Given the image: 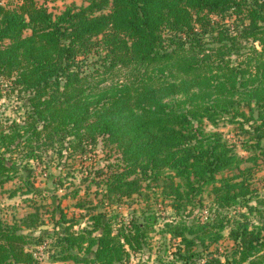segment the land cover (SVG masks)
<instances>
[{
  "label": "trees",
  "instance_id": "16d2710c",
  "mask_svg": "<svg viewBox=\"0 0 264 264\" xmlns=\"http://www.w3.org/2000/svg\"><path fill=\"white\" fill-rule=\"evenodd\" d=\"M48 1L56 0L0 4V98L17 92L25 108L18 119L0 117V190L23 171L25 192L47 194L19 157L49 169L104 147L83 173L85 193L102 198L90 208L80 187L69 193L92 213L85 227L62 207L68 193L52 196V230L41 228V204L13 222L0 216V264H41L39 246L53 262L129 264L157 216L146 209L125 220L101 208L134 196L147 206L169 200L185 217L162 231L181 238L184 264L203 253L204 264H264V191L255 186L264 163V0H88L57 12ZM208 187L213 217L190 222ZM226 229L231 248L215 257L210 245Z\"/></svg>",
  "mask_w": 264,
  "mask_h": 264
},
{
  "label": "rangeland",
  "instance_id": "374dc122",
  "mask_svg": "<svg viewBox=\"0 0 264 264\" xmlns=\"http://www.w3.org/2000/svg\"><path fill=\"white\" fill-rule=\"evenodd\" d=\"M7 1L8 0H0V4L6 3ZM72 3L82 5L87 4L88 0L48 1L49 8L54 12L60 11L67 4ZM3 93L5 94L4 97L0 98V117H6L9 119L20 118L25 111V108H23L24 101L17 97V92L6 93L4 91ZM208 129H213V127L208 126ZM219 129L225 132L227 138L236 143V137L230 132L231 127L229 125H221ZM237 149L240 153L246 155V152H244L242 148L238 147ZM108 152L109 150L107 148L100 147L97 151L92 153V157H90V155H86L83 158L84 161L81 159H71L68 164H64L63 166L60 164L57 165V161H54L55 163H53L49 169H46L43 165H38L34 161L22 160L21 157L17 158L16 161L21 164V167H24L27 164L31 167H36L34 171V177L36 178L35 186L39 189H44L47 194L43 193V195L36 196L33 193L25 192L27 188L23 186L22 182L24 172L21 171L16 179L8 182L4 189L0 190V216L9 222H13L15 219H20L34 211L33 203L39 205L41 204L45 206L41 209L42 217L44 219V225H42L41 228L52 230L54 226V222L52 221L53 214L51 211H47L53 205L52 196L57 195V201H59L63 194L68 193L66 198H61L62 207L65 211H67L70 218L73 217L74 219L81 221V227H85L88 223L87 219L91 217L92 213L89 214L86 210H81L76 207V204L79 201L78 197L73 198L71 194L69 195V193H71L75 188L80 187L82 189L80 196H84L86 198V205L90 208L95 205L91 202L97 203V201L102 198L101 194L96 197L91 189L88 190L89 195L85 193L87 185L90 184L91 178L84 181L83 178L87 174L83 173L86 172L85 167L90 165L91 159H103L105 154ZM49 153L52 154V152ZM52 173H54V175H61L64 183L59 186ZM257 175L258 180L255 186L264 191V163L260 164V171ZM153 187L155 189H159L156 184H153ZM209 190L210 188L208 187L203 194L200 208L195 209V211L191 210L192 212H190L191 214L188 217L190 222L193 220H199L201 223H204L208 222L213 217V212L211 210L213 207V197L211 196ZM42 196L45 197L42 198ZM101 209H105L109 217L122 215L126 218L125 220L129 219V213L138 212L139 215V211L146 209L154 212V215L157 216L154 231L149 236L148 246L143 252H139L137 254L133 253L129 264H159L160 262L163 264H184L183 260L179 258L176 252L178 248H184L181 238L172 237L170 233L165 235L164 232H162L166 230L167 223H175L182 221V219L185 218L183 215L174 211L171 206V201H162L160 197H153L149 206H147L145 200L139 196H134L133 198L127 200L125 199L121 202H112V200L106 199L105 207ZM97 211L98 210L93 213L96 214ZM231 212L233 211L231 210ZM187 214L188 213H185L184 215ZM75 228H79V226L77 225ZM231 245L232 241L229 239V229H226L224 231V238L218 243L210 245L209 251H213L215 253L218 249L219 252L222 251V253H225L230 250ZM47 249L48 248L44 246H39L38 248L40 251L37 253L40 256L41 264H64V262L61 261L53 262L52 258L48 255ZM182 253H184L183 250ZM217 255V253L214 254L215 257H218ZM83 256L84 254H81V257ZM206 256L207 253H203L201 258L197 260L196 264H204ZM221 258L224 259V257ZM67 264L77 263L69 261Z\"/></svg>",
  "mask_w": 264,
  "mask_h": 264
},
{
  "label": "crops",
  "instance_id": "0c3cea01",
  "mask_svg": "<svg viewBox=\"0 0 264 264\" xmlns=\"http://www.w3.org/2000/svg\"><path fill=\"white\" fill-rule=\"evenodd\" d=\"M150 263V262H149Z\"/></svg>",
  "mask_w": 264,
  "mask_h": 264
}]
</instances>
